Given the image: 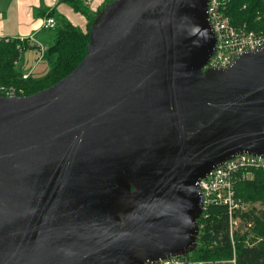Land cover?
Segmentation results:
<instances>
[{
    "label": "water",
    "instance_id": "1",
    "mask_svg": "<svg viewBox=\"0 0 264 264\" xmlns=\"http://www.w3.org/2000/svg\"><path fill=\"white\" fill-rule=\"evenodd\" d=\"M208 0H110L82 59L0 95V264H145L191 252L198 181L264 154V46L204 67Z\"/></svg>",
    "mask_w": 264,
    "mask_h": 264
},
{
    "label": "built area",
    "instance_id": "2",
    "mask_svg": "<svg viewBox=\"0 0 264 264\" xmlns=\"http://www.w3.org/2000/svg\"><path fill=\"white\" fill-rule=\"evenodd\" d=\"M229 0H208L206 13L215 37L213 51L204 67L220 68L227 66L235 57L246 50L264 46V33L256 32L245 25H235L226 13ZM55 17L47 15L41 24L42 29L56 26ZM32 37V36H31ZM33 38V37H32ZM5 42L14 40L3 38ZM19 42L27 37H16ZM34 39V38H33ZM20 44L17 47L20 48ZM40 57L46 50V44L37 40ZM28 71L22 73L25 78ZM22 89L13 84L0 83V95H21ZM264 171V154L238 153L228 157L220 165L210 170L198 181L201 194V213L196 219V248L217 249L227 248L228 255L217 258H197L190 252L169 255L145 264H237L235 236L240 228V217L245 205L235 194V185L242 180L252 179L257 172ZM223 206L226 209L224 224L216 223L212 217V208ZM216 218H219L216 216ZM218 221V220H217ZM249 224V222H248ZM223 231H216L217 226Z\"/></svg>",
    "mask_w": 264,
    "mask_h": 264
},
{
    "label": "trees",
    "instance_id": "3",
    "mask_svg": "<svg viewBox=\"0 0 264 264\" xmlns=\"http://www.w3.org/2000/svg\"><path fill=\"white\" fill-rule=\"evenodd\" d=\"M73 10L82 13L86 18L84 30L79 28L63 16L58 15L56 26L48 29L53 33L51 41L46 45L42 58L52 62L51 67L41 76H34L30 73L23 78L24 70L18 64L23 49L28 47L27 39L19 42L17 39L5 42L0 39V83L13 84L22 89V94H31L41 88L51 85L59 78L70 72L82 59L87 41L89 26L103 7L110 0H103L102 4L90 11L83 0H64ZM231 22L237 25H245L256 32L264 33V0H229L226 12ZM20 44V48L17 44ZM235 194L245 202L254 205L242 211L245 221H251V229L255 230V236L248 235L249 230L244 231L246 236H235L237 264H264V171L254 175L252 179L242 180L235 185ZM212 215L215 217V224H224L226 209L223 206L212 208ZM244 212V213H243ZM218 216L219 218H216ZM218 220V221H217ZM247 222V223H248ZM216 231H223L219 225ZM197 258L225 257L229 253L227 248L222 251L217 249L196 248L191 253Z\"/></svg>",
    "mask_w": 264,
    "mask_h": 264
},
{
    "label": "crops",
    "instance_id": "4",
    "mask_svg": "<svg viewBox=\"0 0 264 264\" xmlns=\"http://www.w3.org/2000/svg\"><path fill=\"white\" fill-rule=\"evenodd\" d=\"M83 2L90 11H94L103 0ZM47 15L55 17L56 21L58 15H63L69 23L82 30L86 27L85 16L73 10L64 0H0V39L32 36L47 45L52 39L51 31L41 28L42 21ZM40 34L41 37H38ZM24 71L33 75L31 70Z\"/></svg>",
    "mask_w": 264,
    "mask_h": 264
},
{
    "label": "rangeland",
    "instance_id": "5",
    "mask_svg": "<svg viewBox=\"0 0 264 264\" xmlns=\"http://www.w3.org/2000/svg\"><path fill=\"white\" fill-rule=\"evenodd\" d=\"M52 35H53V33L51 32V36ZM38 37H41V34L38 35ZM37 40H38L37 38L33 39L31 36L27 37V43H28L29 46L22 50L21 57H20V59L18 61V64L20 65V67L22 69L31 70L33 75L40 76V75L44 74L45 71L48 70L51 67L52 62L40 57V51H39V49L37 47H35V46H37ZM40 41H42V40H40ZM245 203H246V204H244L245 207L242 210L244 212L246 211V209L251 208L253 206V204L254 205H258L259 204L258 202H254L253 204L249 203V202H245ZM212 217H213V215H212ZM248 221H245L243 219L242 215H241V217H240V228L237 231V234H238L237 236H240V235L245 236L244 235L245 234L244 231L247 230V229L249 230V233H247L248 235H250V234L253 235V236L256 235L255 234V230L251 229L252 224H250V223H252V222L249 221L250 223L248 224L247 223ZM246 236H245V238H246Z\"/></svg>",
    "mask_w": 264,
    "mask_h": 264
}]
</instances>
